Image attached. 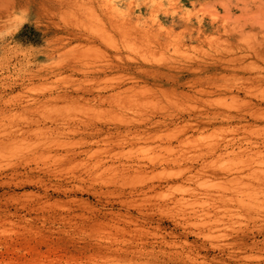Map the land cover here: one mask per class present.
<instances>
[{"label": "rangeland", "instance_id": "374dc122", "mask_svg": "<svg viewBox=\"0 0 264 264\" xmlns=\"http://www.w3.org/2000/svg\"><path fill=\"white\" fill-rule=\"evenodd\" d=\"M0 105V264H264V0H0Z\"/></svg>", "mask_w": 264, "mask_h": 264}, {"label": "bare ground", "instance_id": "6f19581e", "mask_svg": "<svg viewBox=\"0 0 264 264\" xmlns=\"http://www.w3.org/2000/svg\"><path fill=\"white\" fill-rule=\"evenodd\" d=\"M141 72H143V71L141 70ZM94 74L95 73H93V75ZM30 106L31 105L24 106L23 107V110L24 111H29V110H32V109H33V111L38 110L37 107H36V105H34L32 107H30ZM1 109H3V108L1 107ZM32 125H35L36 126L35 129H33V128L31 129L30 128ZM37 126H38V121H36L35 118H34V119H30L29 125H27L25 127H21V128H17L16 127L14 129L12 128V130H10L9 132L4 133V134H0V147L1 146H4V145H6V144H8L10 142H13V141H26V140H31L33 137H35L34 139H38L39 138L38 135L44 133L45 131H50V132H54V130L56 132L58 131V128H56V129L55 128L54 129H49V128H45V127H42L39 130L38 129L39 127H37Z\"/></svg>", "mask_w": 264, "mask_h": 264}]
</instances>
